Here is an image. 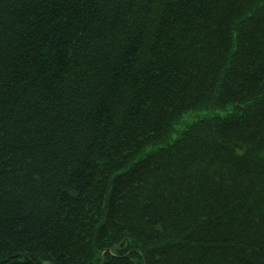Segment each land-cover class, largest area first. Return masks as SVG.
I'll list each match as a JSON object with an SVG mask.
<instances>
[{
    "label": "trees",
    "instance_id": "16d2710c",
    "mask_svg": "<svg viewBox=\"0 0 264 264\" xmlns=\"http://www.w3.org/2000/svg\"><path fill=\"white\" fill-rule=\"evenodd\" d=\"M262 4L0 0V264H264Z\"/></svg>",
    "mask_w": 264,
    "mask_h": 264
},
{
    "label": "rangeland",
    "instance_id": "374dc122",
    "mask_svg": "<svg viewBox=\"0 0 264 264\" xmlns=\"http://www.w3.org/2000/svg\"><path fill=\"white\" fill-rule=\"evenodd\" d=\"M227 112H228V110H227V111L224 110V111H219V112H217V113H218L219 115L222 116V115L226 114ZM206 115H207L206 112H198L197 115H195V113H191V114H189L188 116H185V117L183 118V120H182V125L190 123V122L193 121L195 118H201V117H204V116H206ZM182 125L176 127L175 132L170 136V140H169L170 142L173 141V140L177 137V132L182 128Z\"/></svg>",
    "mask_w": 264,
    "mask_h": 264
},
{
    "label": "snow or ice",
    "instance_id": "6c2138e0",
    "mask_svg": "<svg viewBox=\"0 0 264 264\" xmlns=\"http://www.w3.org/2000/svg\"><path fill=\"white\" fill-rule=\"evenodd\" d=\"M262 7H264V4H262Z\"/></svg>",
    "mask_w": 264,
    "mask_h": 264
}]
</instances>
